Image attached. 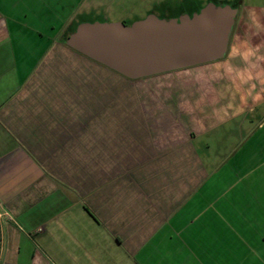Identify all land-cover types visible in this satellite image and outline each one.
I'll list each match as a JSON object with an SVG mask.
<instances>
[{
	"label": "crops",
	"instance_id": "obj_1",
	"mask_svg": "<svg viewBox=\"0 0 264 264\" xmlns=\"http://www.w3.org/2000/svg\"><path fill=\"white\" fill-rule=\"evenodd\" d=\"M82 1L0 0V264H264V0L140 79L64 41Z\"/></svg>",
	"mask_w": 264,
	"mask_h": 264
},
{
	"label": "water",
	"instance_id": "obj_2",
	"mask_svg": "<svg viewBox=\"0 0 264 264\" xmlns=\"http://www.w3.org/2000/svg\"><path fill=\"white\" fill-rule=\"evenodd\" d=\"M238 9L208 3L193 15L155 14L123 22H82L67 37L78 52L129 79H140L223 58Z\"/></svg>",
	"mask_w": 264,
	"mask_h": 264
},
{
	"label": "rangeland",
	"instance_id": "obj_3",
	"mask_svg": "<svg viewBox=\"0 0 264 264\" xmlns=\"http://www.w3.org/2000/svg\"><path fill=\"white\" fill-rule=\"evenodd\" d=\"M240 0H83L73 16L71 31L82 22H123L129 25L150 14L159 18H177L183 14L193 15L208 3L230 4L237 8ZM132 22V23H133ZM68 32H66L67 34ZM132 84L154 89V79ZM256 199L264 205V191L256 192Z\"/></svg>",
	"mask_w": 264,
	"mask_h": 264
},
{
	"label": "built area",
	"instance_id": "obj_4",
	"mask_svg": "<svg viewBox=\"0 0 264 264\" xmlns=\"http://www.w3.org/2000/svg\"><path fill=\"white\" fill-rule=\"evenodd\" d=\"M6 212L3 207V202L0 201V219H2L5 216Z\"/></svg>",
	"mask_w": 264,
	"mask_h": 264
},
{
	"label": "trees",
	"instance_id": "obj_5",
	"mask_svg": "<svg viewBox=\"0 0 264 264\" xmlns=\"http://www.w3.org/2000/svg\"><path fill=\"white\" fill-rule=\"evenodd\" d=\"M71 32H73V31H71ZM67 37H68V36H66V37L64 38V41H66V40H67Z\"/></svg>",
	"mask_w": 264,
	"mask_h": 264
},
{
	"label": "flooded vegetation",
	"instance_id": "obj_6",
	"mask_svg": "<svg viewBox=\"0 0 264 264\" xmlns=\"http://www.w3.org/2000/svg\"><path fill=\"white\" fill-rule=\"evenodd\" d=\"M178 17H180V16H178ZM178 17H177V18H178ZM132 22H133V21H132ZM132 22H131V23H132ZM131 23H130V24H131ZM130 24H129V25H130Z\"/></svg>",
	"mask_w": 264,
	"mask_h": 264
}]
</instances>
